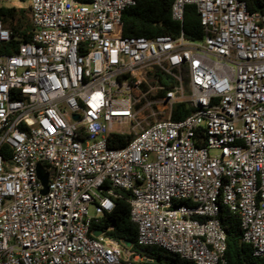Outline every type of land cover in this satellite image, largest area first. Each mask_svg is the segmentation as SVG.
Returning <instances> with one entry per match:
<instances>
[{
    "label": "built area",
    "instance_id": "2783aa9c",
    "mask_svg": "<svg viewBox=\"0 0 264 264\" xmlns=\"http://www.w3.org/2000/svg\"><path fill=\"white\" fill-rule=\"evenodd\" d=\"M136 2L27 1L30 40L0 54V145L11 151L0 154V264H141L92 227L114 189L130 193L139 246L224 264L225 208L264 259V15L240 0H173L180 27L195 7L201 42L181 30L124 37ZM11 40L0 20V44ZM175 104L193 112L174 121ZM112 135L130 140L109 148Z\"/></svg>",
    "mask_w": 264,
    "mask_h": 264
},
{
    "label": "trees",
    "instance_id": "16d2710c",
    "mask_svg": "<svg viewBox=\"0 0 264 264\" xmlns=\"http://www.w3.org/2000/svg\"><path fill=\"white\" fill-rule=\"evenodd\" d=\"M28 0H17L20 7H0V20L5 28L11 32L12 40L0 44V54L9 55L16 52L18 44L30 40L31 31ZM245 3L250 13L264 15V0H240ZM173 0H137L135 6L126 9L121 16V34L124 37L156 36L177 37L180 30L185 40L190 42L202 41V28L194 6L184 7L183 20L180 27L171 17ZM162 81V80H161ZM192 109L175 104L172 120L178 121L190 115ZM129 136L112 135L107 145L109 148H122L129 142ZM0 154L5 162H9L11 151L1 144ZM114 208L100 219L99 225L92 227L110 228L108 236L123 243H130L129 252L142 258L141 264H192L180 259L177 255L168 253L157 247L139 246L136 243V228L129 220L130 193L121 189H114ZM219 221L225 232L226 250L223 256L224 264H264V259L254 258L251 247L241 241L239 219L225 208L219 210Z\"/></svg>",
    "mask_w": 264,
    "mask_h": 264
},
{
    "label": "water",
    "instance_id": "95a60500",
    "mask_svg": "<svg viewBox=\"0 0 264 264\" xmlns=\"http://www.w3.org/2000/svg\"><path fill=\"white\" fill-rule=\"evenodd\" d=\"M74 119H77V117H74ZM37 177H38L39 182L42 185V190L40 191V193L44 195L47 192L48 175L44 172L41 166H37ZM91 234L92 236L96 237L97 235H99V232L93 231ZM121 244L125 249L130 248V243L128 242H123Z\"/></svg>",
    "mask_w": 264,
    "mask_h": 264
},
{
    "label": "rangeland",
    "instance_id": "374dc122",
    "mask_svg": "<svg viewBox=\"0 0 264 264\" xmlns=\"http://www.w3.org/2000/svg\"><path fill=\"white\" fill-rule=\"evenodd\" d=\"M12 6H19V3L17 2V0H7V1L0 0V7H12ZM211 153L215 154L216 152L212 151ZM88 211H89V214L92 215L93 210L91 206L88 207Z\"/></svg>",
    "mask_w": 264,
    "mask_h": 264
}]
</instances>
